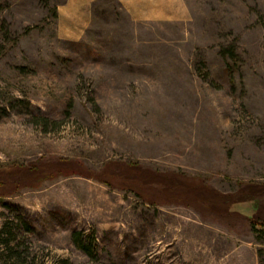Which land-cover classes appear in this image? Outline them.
<instances>
[{
    "label": "rangeland",
    "instance_id": "obj_1",
    "mask_svg": "<svg viewBox=\"0 0 264 264\" xmlns=\"http://www.w3.org/2000/svg\"><path fill=\"white\" fill-rule=\"evenodd\" d=\"M258 217L264 0H0V232L26 264H263Z\"/></svg>",
    "mask_w": 264,
    "mask_h": 264
},
{
    "label": "trees",
    "instance_id": "obj_2",
    "mask_svg": "<svg viewBox=\"0 0 264 264\" xmlns=\"http://www.w3.org/2000/svg\"><path fill=\"white\" fill-rule=\"evenodd\" d=\"M214 200L216 198H213ZM223 201H226V198H223ZM250 227L253 232L262 237L264 240V217H258L256 220L250 223ZM259 228V229H257ZM29 229L25 227L23 233H28ZM86 237V236H85ZM81 233H76L73 235V242L77 248L82 251L87 257L94 259L96 255L94 254L92 247L95 241L94 236L89 237L88 244L84 243L87 238ZM1 245L4 246V251L7 254L5 259V264H26L28 253V247L26 246L25 237L21 233L19 225L10 224L9 226L5 225L0 232ZM24 253H20V250ZM58 264H69L68 261H59ZM264 264V263H263Z\"/></svg>",
    "mask_w": 264,
    "mask_h": 264
}]
</instances>
